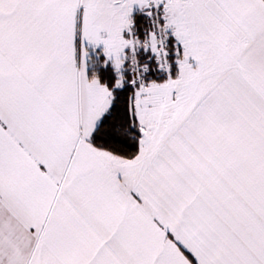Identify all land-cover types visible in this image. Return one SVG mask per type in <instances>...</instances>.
I'll return each instance as SVG.
<instances>
[{
  "label": "snow or ice",
  "instance_id": "6c2138e0",
  "mask_svg": "<svg viewBox=\"0 0 264 264\" xmlns=\"http://www.w3.org/2000/svg\"><path fill=\"white\" fill-rule=\"evenodd\" d=\"M0 264H264V0H0Z\"/></svg>",
  "mask_w": 264,
  "mask_h": 264
}]
</instances>
